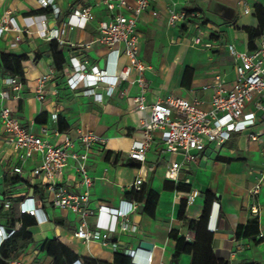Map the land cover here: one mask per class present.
Segmentation results:
<instances>
[{"label":"crops","instance_id":"1","mask_svg":"<svg viewBox=\"0 0 264 264\" xmlns=\"http://www.w3.org/2000/svg\"><path fill=\"white\" fill-rule=\"evenodd\" d=\"M173 4H177L179 10L201 12L214 36L207 37L202 46L192 47L189 40L191 31L187 27L182 23L173 29L167 26L168 9ZM86 9H90L92 20L85 28L69 30L66 24L70 15L75 10ZM152 10L159 11V15L154 17ZM152 10L145 12L138 23L140 58L152 68L145 73L150 86L149 102L171 94L190 98L203 85L212 83L217 74L224 76L226 85L231 86L236 78L235 62L226 45L235 44L239 50H251L247 29L258 30L260 35L264 33V0H162L152 6ZM53 11L59 12L56 22L52 21ZM253 14L257 24H254L255 18L251 17ZM109 16L105 0H54V6L47 9H42L33 0H0V18H14L20 30L7 32L0 38L1 63L3 56L8 58L7 67L3 65L0 68V92L7 89L4 81L9 76H19L23 81L20 98L11 101H2L0 98V110L10 108L21 123L34 133H39L46 126L51 131L58 128L73 136L77 130H87L104 138V152H95L88 162L89 174L94 179L90 189V207L94 210L100 205L119 208L124 206L125 200H129L127 194L132 191L131 184L140 174V164L130 160L129 152L134 142L143 137L142 123L150 113L144 114L133 107L130 97L139 90L124 83L112 96L98 89L97 92L103 95L102 102L95 101L94 97L85 95L82 90H70L65 84V77L57 70L54 55L61 54L57 62L63 63L62 69L74 56L87 58L92 64L102 62L110 50L96 42L100 36L98 26ZM43 19L48 20L49 31L65 29L61 35L62 44L58 40L48 41L40 36ZM249 25L253 26L246 27ZM18 36L21 40L17 47H11ZM86 44H89L88 48L84 47ZM149 46L153 51L150 58ZM179 47L192 49L197 54L174 71L169 70L167 57ZM125 61L124 57L120 59L121 64ZM108 71L109 74L114 73L112 62L108 65ZM51 72L55 73V77L46 87L48 100L42 102L36 92L38 80ZM126 87H129V97L123 94ZM66 95H71L73 100H66ZM56 111L59 114L57 123L51 120V113ZM38 117L43 123L36 122ZM2 135L0 131V191L7 194L25 192L24 183L14 188L10 177L5 176L9 168L10 151ZM263 140L264 136L258 142L237 136L223 147L212 144L200 154L195 164L183 166L177 182L166 179L165 172L171 163L181 161V156L165 151L162 146H155L148 153L142 171L145 183L140 191V207L144 209L140 217L139 210L134 216L138 232L119 236V252L125 248L140 249V244L146 242L153 244V250L149 251L153 254V264H191L192 255H177V243L170 234L178 231L188 242L196 241V233L189 228L188 222L179 219V212L184 203L187 220L198 221L205 193L211 191L215 199L208 228L214 233V254L229 264H258L255 252L258 248H264V241L259 238L261 234L264 235V217L261 216L259 220L258 236L238 238L236 234L239 225L258 221V215L251 212L249 191L261 177L264 168H257L242 158H226L224 153L227 149L230 155L235 153L237 146L246 152L255 151L251 149V143L260 144ZM76 150L80 151V147H76ZM39 162L40 157L35 155L27 167L33 168ZM74 165L75 162L71 161L65 171V178L74 177ZM34 185L39 186L37 182ZM39 188L44 194L42 187ZM192 191H197L199 195L194 202L188 203ZM259 200L262 214L264 180ZM37 207H41L40 204ZM44 211L46 218L40 212V222L29 229L33 241L28 248L30 251L20 257L23 264H37L43 255L48 257L41 248L46 240L53 239L67 246L81 260L114 264L115 253L111 248H103L97 242L85 243L75 237L79 216L50 207H44Z\"/></svg>","mask_w":264,"mask_h":264},{"label":"built area","instance_id":"2","mask_svg":"<svg viewBox=\"0 0 264 264\" xmlns=\"http://www.w3.org/2000/svg\"><path fill=\"white\" fill-rule=\"evenodd\" d=\"M33 1L42 9L54 6V0ZM160 1L105 0L110 16L108 20L99 23L100 36L96 40L110 50L103 60L105 66L101 67V62L92 64L87 58L74 56L60 72L66 79L67 88L82 90L97 102L103 101V95L97 92L98 89L112 96L123 83L138 88L139 92L130 97L132 105L137 111L150 114L142 123L143 137L134 142L129 152L130 160L140 164V174L131 184L134 192H140L145 183L142 171L148 153L155 146H162L165 151L181 156V161L171 163L165 172L166 179L177 182L183 166L195 164L200 154L210 145L223 147L237 136L258 142L264 136V130H257L259 125L264 127V33L251 50H239L235 44L226 45L235 62L236 78L231 86L226 85L224 76L217 74L212 83L203 85L190 98L171 94L158 97L154 102L148 101L150 86L145 73L152 68L140 58L138 23L142 15ZM152 15L157 17L159 11L152 10ZM58 17L59 12L53 11L52 21L56 22ZM92 17L90 9L75 10L66 26L69 30L85 28ZM180 23L191 31L189 40L192 47H200L207 37L214 36L201 12L179 10L177 4H173L168 9L167 26L173 29ZM42 25L43 30L39 32L41 37L48 41L58 40L62 44L64 28L49 31L47 19L42 20ZM14 31L20 32L14 18H0V38ZM20 40V36L16 37L11 47H17ZM84 47L88 48L89 44ZM122 57L126 59L123 64L120 63ZM110 62L114 65L113 74L108 71ZM54 77L55 73L51 72L38 80L36 92L40 101L48 100L46 87ZM4 84L7 89L0 92L2 101L20 98L23 81L19 76L7 77ZM129 87L123 90L127 97L130 96ZM58 119L57 111L51 113L52 121L57 123ZM0 131L10 151L9 168L5 176L14 181L12 187L20 183L26 187L22 193L7 194L0 191V254L5 242L18 232L17 227L5 224L4 215L15 200L23 199L19 208L20 215L34 217L40 222V212L46 218L44 207L70 211L80 218L76 238L85 243L97 242L103 248H111L114 253H123L131 258V264H153V254L148 250L125 248L119 252V236L138 232L134 216L138 213L140 202L125 200L124 206L119 208L100 205L94 210L90 207V189L94 179L89 174L88 162L95 152H104V138L87 130H77L73 136L58 128L51 131L46 126L39 133H34L8 107L0 110ZM76 147H80V151ZM35 155L40 157L39 164L28 168V162ZM71 161L75 162L74 177L65 178V171ZM261 174L249 191L251 212L254 215L260 213L259 195L264 170ZM34 182L45 192L41 200L30 197ZM198 195L197 191H192L188 203L194 202ZM37 204L41 207H37ZM92 218L93 222L90 221ZM259 238L264 239V235L261 234ZM7 264L23 262L17 258L9 260ZM73 264H83V261L78 260Z\"/></svg>","mask_w":264,"mask_h":264},{"label":"trees","instance_id":"3","mask_svg":"<svg viewBox=\"0 0 264 264\" xmlns=\"http://www.w3.org/2000/svg\"><path fill=\"white\" fill-rule=\"evenodd\" d=\"M258 15V12H257ZM247 33L250 39V48L253 49L254 40L260 36L258 30L248 28ZM61 57L60 53L54 55V61L58 71H62L63 63L58 64L57 60ZM3 64L0 61V68L6 66L8 58L2 57ZM36 122L43 123L41 117H38ZM12 181V180H11ZM17 183V181H15ZM14 181H12V184ZM19 183V182H18ZM43 191L39 186H34V197L38 200L43 199ZM129 200L142 201L140 192L131 191L127 194ZM215 199V194L211 191L205 193V201L203 205L202 214L198 221L187 220L185 216V205L179 212V219L186 221L189 224V228L196 233V241L194 243L188 242L185 237L180 236L178 231H172L170 237L176 241L177 255L189 254L192 255L191 264H229L227 260L217 257L212 249V242L214 239V233L208 228L210 219V213L212 205ZM23 199H17L13 202L11 209L4 215L5 224L12 225L18 228V232L9 240H7L1 249L0 264H7L9 260H14L20 257V254L27 250L33 241V237L30 228L37 225V221L34 217L28 215H20L19 208ZM22 224V226H21ZM260 234V226L257 220L247 224L239 225L237 228L236 236L238 238L255 237ZM51 260L52 264H73L78 260H81L74 252H72L67 246L58 241L57 239L46 240L41 248ZM83 264H104L96 260L82 259ZM114 264H131V258L123 253H115Z\"/></svg>","mask_w":264,"mask_h":264},{"label":"rangeland","instance_id":"4","mask_svg":"<svg viewBox=\"0 0 264 264\" xmlns=\"http://www.w3.org/2000/svg\"><path fill=\"white\" fill-rule=\"evenodd\" d=\"M251 17L253 19L255 18L254 24H257L258 21H257V18L255 17V15L254 14L251 15ZM252 26L253 25H249L246 27H252ZM148 48H149L148 49V56L150 58V56L153 54V51L150 49V46ZM196 54H197L196 51H194L192 49H188L186 47L176 48L167 57V63H168L167 66L169 67V70L172 69L174 71L177 68V66H182V65L186 64L187 62L190 61V59L194 58L196 56ZM147 60L149 61L150 59H147ZM71 99H72L71 95H66V100L70 101ZM257 130L259 132H262L264 130V127L262 125H259L257 127ZM250 147H251V149H254L255 151L250 150L249 152H246L241 146H237L235 148L236 152L232 153L231 155L229 153V149H227L226 153H224V157L233 158V159L242 158V159H245L247 162H250L251 165H253L257 168H264V151H263L264 140L261 141L260 144L259 143H251ZM260 214L261 213L258 214V222L261 219V216L264 217V210H263V213L261 215ZM262 240L264 241V239H262ZM28 251H30V250L27 249V250L23 251L20 254V257H22ZM255 257L258 258V264H264V248H262V249L258 248V251L255 252ZM37 264H52V260H50L48 257L43 255V257L41 259H38ZM251 264H253V263H251Z\"/></svg>","mask_w":264,"mask_h":264},{"label":"water","instance_id":"5","mask_svg":"<svg viewBox=\"0 0 264 264\" xmlns=\"http://www.w3.org/2000/svg\"><path fill=\"white\" fill-rule=\"evenodd\" d=\"M104 66H105V61H102L101 62V67H104ZM33 196H34V189H32L30 191V197H33ZM143 209H144L143 206H141L139 208V215H138V217H140L141 213L143 212ZM140 248L141 249H144V250L152 251L153 250V244L143 242V243L140 244Z\"/></svg>","mask_w":264,"mask_h":264}]
</instances>
